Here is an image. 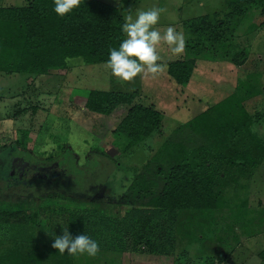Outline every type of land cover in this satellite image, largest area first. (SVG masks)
I'll list each match as a JSON object with an SVG mask.
<instances>
[{
	"label": "rangeland",
	"instance_id": "rangeland-1",
	"mask_svg": "<svg viewBox=\"0 0 264 264\" xmlns=\"http://www.w3.org/2000/svg\"><path fill=\"white\" fill-rule=\"evenodd\" d=\"M29 1L0 0V7H23ZM97 1L115 7L123 21L128 9H166L157 27L182 31L186 48L180 56L162 48L163 61H192L191 75L184 85L166 72L121 85L104 63L84 65L77 59L67 61L68 69L43 76L0 73V221L5 232L0 257L13 253L21 264L31 255L38 264H264L257 257L264 251V0L240 7L225 0ZM90 90L135 93V103L161 114L160 125L119 154L111 131L124 112L113 118L86 112ZM230 96L248 117L241 140H252L263 158L250 178H226L219 190L221 208L179 211L172 242L160 254L131 253L128 237L119 238L122 244L104 242L100 226L84 232L99 244L94 258L73 257L67 250L62 255L51 247L65 229L77 236L69 226L74 215L121 224L132 209L122 196L140 167L165 141L188 148L202 144L189 123ZM23 132L25 150L15 144ZM100 149L109 157L95 152ZM48 156L54 159L44 161ZM12 160L24 165L21 176L11 168ZM46 171L50 175L43 178Z\"/></svg>",
	"mask_w": 264,
	"mask_h": 264
},
{
	"label": "trees",
	"instance_id": "trees-1",
	"mask_svg": "<svg viewBox=\"0 0 264 264\" xmlns=\"http://www.w3.org/2000/svg\"><path fill=\"white\" fill-rule=\"evenodd\" d=\"M252 1L225 0L238 7ZM53 9V0H30L23 7H0V73L43 76L50 70L68 69L67 61L71 59L84 65L105 63L109 50L118 48L124 39L121 32L124 21L113 6L81 0L80 6L63 18ZM191 70L192 61H175L167 64L166 74L175 83L184 85ZM135 97V93L90 90L83 104L86 112L108 118L118 111L124 112L111 131L113 147L119 154L143 142L161 122L160 113L152 106L135 103ZM239 104L238 99L230 96L189 123L190 130L202 138L199 146L188 148L179 141H165L160 146L159 152L140 167L127 186L122 198L132 209L121 224L74 215L69 222L73 234L82 235L100 226L104 228V242L117 245L119 238L128 240V237L131 253H140L141 249L149 255L164 253L166 244L172 242V227L179 211L221 208L219 190L226 178L235 182L238 177L250 178L262 160L264 151L258 154L259 148L252 140L246 142L239 136L243 122L248 120L247 114L240 113ZM25 136L23 132L15 142L18 149L25 150ZM105 151L95 152L109 157ZM53 159L48 156L43 160ZM4 234L0 221V237ZM30 257H25L27 264L39 263L34 255ZM257 257L264 261V251ZM18 259L9 253L0 257V264H21Z\"/></svg>",
	"mask_w": 264,
	"mask_h": 264
},
{
	"label": "clouds",
	"instance_id": "clouds-1",
	"mask_svg": "<svg viewBox=\"0 0 264 264\" xmlns=\"http://www.w3.org/2000/svg\"><path fill=\"white\" fill-rule=\"evenodd\" d=\"M53 3L54 13L63 18L78 8L81 0H53ZM125 11L121 27L124 39L118 48L109 50L103 68L121 85L132 83L138 76L156 79L167 70L162 48L166 47L173 56H180L185 51L186 38L182 31L172 26L157 27L161 14L166 11L164 8L138 9L135 13L131 9ZM51 247L62 255L67 250V254L73 257L87 255L94 258L100 251L97 241L85 234L72 238L67 229L63 230L62 236L54 238Z\"/></svg>",
	"mask_w": 264,
	"mask_h": 264
},
{
	"label": "flooded vegetation",
	"instance_id": "flooded-vegetation-1",
	"mask_svg": "<svg viewBox=\"0 0 264 264\" xmlns=\"http://www.w3.org/2000/svg\"><path fill=\"white\" fill-rule=\"evenodd\" d=\"M11 168L13 169V168H16L18 171H19V175L21 176L22 175V173H23V168H24V165L23 164H21V163H18L17 161H13L12 160V162H11ZM32 169L33 170H36V167L34 168V167H32ZM36 172H39L38 170H36V171H34V173H36ZM43 172V171H42ZM47 173H45L44 175L42 174L41 176L44 178V177H46V175L48 176V175H50L49 174V172L48 171H46ZM11 173H13V170L11 171Z\"/></svg>",
	"mask_w": 264,
	"mask_h": 264
},
{
	"label": "crops",
	"instance_id": "crops-1",
	"mask_svg": "<svg viewBox=\"0 0 264 264\" xmlns=\"http://www.w3.org/2000/svg\"><path fill=\"white\" fill-rule=\"evenodd\" d=\"M262 252H263V251H262ZM259 253H261V252H259ZM259 253H257V255H258Z\"/></svg>",
	"mask_w": 264,
	"mask_h": 264
}]
</instances>
